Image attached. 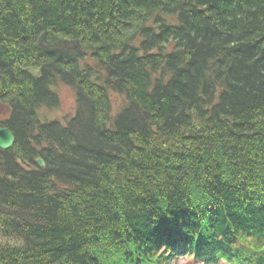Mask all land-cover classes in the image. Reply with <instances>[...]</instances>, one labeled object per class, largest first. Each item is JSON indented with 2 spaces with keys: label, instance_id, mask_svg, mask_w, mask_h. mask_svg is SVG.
Listing matches in <instances>:
<instances>
[{
  "label": "trees",
  "instance_id": "trees-1",
  "mask_svg": "<svg viewBox=\"0 0 264 264\" xmlns=\"http://www.w3.org/2000/svg\"><path fill=\"white\" fill-rule=\"evenodd\" d=\"M1 106L0 264H264V0H0Z\"/></svg>",
  "mask_w": 264,
  "mask_h": 264
},
{
  "label": "rangeland",
  "instance_id": "rangeland-1",
  "mask_svg": "<svg viewBox=\"0 0 264 264\" xmlns=\"http://www.w3.org/2000/svg\"><path fill=\"white\" fill-rule=\"evenodd\" d=\"M57 89L59 91L60 104L52 109L44 107L41 109V112L44 116L50 119L55 118L63 121L65 119H69L75 114L74 112L76 110V96L75 92L65 84L58 86ZM7 110L8 109L6 107H0V118H4V115L7 114ZM174 262V264H197L196 261L192 260L191 257L188 258L187 256H181L179 260H175Z\"/></svg>",
  "mask_w": 264,
  "mask_h": 264
},
{
  "label": "clouds",
  "instance_id": "clouds-1",
  "mask_svg": "<svg viewBox=\"0 0 264 264\" xmlns=\"http://www.w3.org/2000/svg\"><path fill=\"white\" fill-rule=\"evenodd\" d=\"M235 247H243L249 252L262 253L264 252V240L257 235L241 231L234 241Z\"/></svg>",
  "mask_w": 264,
  "mask_h": 264
},
{
  "label": "water",
  "instance_id": "water-1",
  "mask_svg": "<svg viewBox=\"0 0 264 264\" xmlns=\"http://www.w3.org/2000/svg\"><path fill=\"white\" fill-rule=\"evenodd\" d=\"M17 137H15L14 132L10 127L0 126V147L3 149H10L9 147L13 146L16 142ZM38 163L43 166L45 165L44 158H38Z\"/></svg>",
  "mask_w": 264,
  "mask_h": 264
}]
</instances>
